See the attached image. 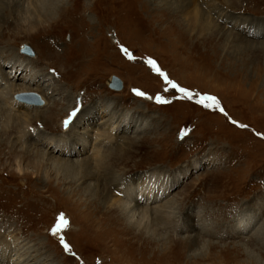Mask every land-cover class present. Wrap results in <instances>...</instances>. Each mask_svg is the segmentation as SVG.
Here are the masks:
<instances>
[{
    "label": "rangeland",
    "instance_id": "obj_1",
    "mask_svg": "<svg viewBox=\"0 0 264 264\" xmlns=\"http://www.w3.org/2000/svg\"><path fill=\"white\" fill-rule=\"evenodd\" d=\"M235 1L67 0L66 11L35 28L22 25L37 18L29 17L32 11L20 8L19 21L13 13L0 11L1 80H9L2 71L26 57L36 64L35 80H56L50 86L32 84L38 91L24 92L36 94L40 104L27 101L33 96L18 97L24 93L14 94V100L23 103L15 111L0 103V261L15 258L25 246L41 252L47 264H264V34L256 38L231 25L240 21L264 31V0ZM247 40L262 41L263 47L255 54ZM23 44L32 49V56L23 51ZM58 71L63 80L58 81ZM111 75L121 79L120 90L108 86ZM67 91L78 96L70 106L84 108L80 122L89 119L90 129L80 139L73 136L79 127L66 131L61 125ZM47 102L50 109L38 119L32 117L25 128L24 117L44 109ZM103 106L116 117L131 115L136 131H126L124 123L122 132L111 126L102 129L97 123ZM17 124L5 135L3 127ZM41 138L55 148L48 158ZM81 143L84 152L78 150ZM62 148L80 153L60 154ZM132 150L136 153L129 157ZM94 153L101 154L103 161L98 162L103 164H93L91 174L79 183L71 177L76 171L71 164L51 161L68 158L91 164ZM124 154L129 162H122ZM114 157L119 158L110 170L122 181L150 174L167 184L169 193L160 203L178 201L166 222L155 218L148 228L142 223L127 232L128 218L114 212L111 220L101 222L103 214L86 206L93 198L84 190L89 182L98 184V198L121 194L112 192L110 175L104 176V162L112 163ZM61 216L67 225L56 231ZM248 220L249 229L241 233L239 223ZM210 224L213 234H200L199 249L193 253L185 238L201 229L207 232ZM134 231H142L143 237L135 241ZM133 239L141 247L129 245ZM1 251L8 256L3 258Z\"/></svg>",
    "mask_w": 264,
    "mask_h": 264
},
{
    "label": "bare ground",
    "instance_id": "obj_2",
    "mask_svg": "<svg viewBox=\"0 0 264 264\" xmlns=\"http://www.w3.org/2000/svg\"><path fill=\"white\" fill-rule=\"evenodd\" d=\"M7 1H10V0H7ZM12 4H6L5 0H0V11H4V13L6 11H9L11 13H13L14 15H16V17H18V21H19V18H20V15H19V10L20 8L23 9V11H27L28 13L30 11L31 13V16H29L30 18L32 17V14L33 16L35 14L37 18H34L31 22H28V23H25V21L23 20L22 22V25L25 24L26 26L28 27H34L36 25H39V24H42L41 21H43V19L47 20V19H54V17L56 16H59L57 14L60 13V11H62L63 9L66 8L67 6V0H11ZM80 1V0H79ZM167 1V0H166ZM235 1V0H234ZM23 3L24 6L26 5V7L22 5H20V3ZM85 2H88V0ZM173 2V1H172ZM223 2V1H222ZM236 2V1H235ZM75 3V2H74ZM76 4V3H75ZM107 4V3H106ZM247 4V3H246ZM257 4V3H256ZM52 5V6H51ZM82 5V4H81ZM248 5V4H247ZM78 6V5H77ZM75 7V8H79V7ZM80 6V4H79ZM83 6V5H82ZM244 6V5H243ZM255 6V5H254ZM96 7V6H95ZM97 8H99L97 6ZM82 9V8H81ZM2 11V12H3ZM66 11V9H65ZM165 11V10H163ZM176 11H178L179 14H182L184 12V10L180 7L176 8ZM175 10H173V13L175 14V16H177V19L176 21H179L180 22V15L176 12ZM79 12V11H78ZM77 12V13H78ZM84 12V11H83ZM169 13V12H168ZM167 13V14H168ZM61 14V13H60ZM65 14V13H64ZM73 14V13H72ZM79 14V13H78ZM84 14V13H83ZM66 15V14H65ZM101 15V14H100ZM171 15V13H170ZM3 16V14H2ZM12 16V15H11ZM52 16V17H51ZM76 16V14H75ZM80 16V15H77V17ZM182 16V15H181ZM14 17V16H13ZM170 17V16H169ZM196 17V16H195ZM29 18V20H30ZM4 19V18H3ZM74 19V18H73ZM72 19V20H73ZM76 19V18H75ZM73 20L74 22L76 20ZM79 19V18H78ZM101 19V18H99ZM105 19V18H104ZM172 19V18H171ZM176 19V18H175ZM174 19V20H175ZM2 19H0L1 21ZM82 21V19H80ZM79 21V20H78ZM85 21V20H84ZM88 21V20H87ZM234 21V20H233ZM231 21V25L234 26V28L236 27H242V29H246L248 31V33H251L253 34L256 38L257 37H260L264 34V31H261V30H254L253 28H249L247 26V24H245L244 22H240V21H236V22H233ZM47 22V21H46ZM4 23V22H3ZM80 23V21H79ZM78 23V24H79ZM83 23V22H82ZM95 23V22H94ZM18 24V23H17ZM21 24V23H19ZM44 24V23H43ZM42 24V25H43ZM49 23H47L48 25ZM85 24V23H84ZM0 25H2V23L0 22ZM46 25V24H45ZM80 25V24H79ZM87 25V24H86ZM97 25V24H95ZM182 25V24H181ZM12 26V25H11ZM84 26V25H83ZM104 26V25H103ZM51 27V26H50ZM8 28V27H7ZM82 28V27H81ZM103 28V27H102ZM86 29V28H85ZM88 29V28H87ZM86 29V30H87ZM99 29V28H98ZM32 30V29H30ZM90 30V29H89ZM95 31V30H94ZM98 31V30H97ZM103 31V30H102ZM101 31V32H102ZM12 32V30H11ZM81 34V33H80ZM100 34V33H99ZM78 35V34H77ZM82 35V34H81ZM74 37V36H73ZM83 37V36H81ZM86 39V38H85ZM77 41V40H76ZM10 42V41H9ZM259 42V44H258ZM87 43V42H86ZM249 44V48L250 49H253L254 53L256 54L257 53V49H261V47H263V42L262 41H249L247 40L246 41V45ZM81 52V51H80ZM263 52V51H262ZM27 53V52H26ZM13 54V53H11ZM15 54V53H14ZM28 55H30L29 53H27ZM44 54V53H43ZM10 56V55H9ZM8 56V57H9ZM19 56V55H18ZM32 56V55H30ZM48 58V57H47ZM250 59H252L251 57H249ZM13 59V58H12ZM29 58L26 57V60H20V61H17L15 63H12L11 66L7 69H5L2 73L4 76L8 77L9 80L5 82H3L2 80L5 79L4 77H1L0 76V103H2V106L1 108H6L11 110V111H15L19 108H22L23 107V103L21 102H18L17 100H14V94H18V93H24V92H28V91H38L37 89H35L34 87H31L32 84H35L36 87H42V86H45V85H52L53 83L52 82H56V80H53L54 77L52 78H48L46 77V80L47 79H50V81H52L51 83L50 82H47L46 84H43V81L37 79V74L36 72H32L34 71V67L35 65H32V61H29L27 60ZM46 59V58H45ZM47 60V59H46ZM257 60V59H256ZM41 61V60H39ZM253 61V60H252ZM0 63H1V59H0ZM81 63V62H80ZM244 64V63H243ZM238 65V64H237ZM245 66V65H244ZM259 67V66H258ZM257 67V68H258ZM10 69V70H9ZM74 69V68H73ZM56 70V69H55ZM244 70V68H243ZM262 70V69H261ZM0 71H1V66H0ZM9 72V74H5ZM61 72H57V75L59 76L58 77V81L60 80H63L64 78L60 75ZM65 73V72H64ZM75 73V72H74ZM73 73V74H74ZM260 73L257 71V74ZM243 75V74H242ZM253 75V74H252ZM261 75L262 73L260 74V78H261ZM241 76V75H240ZM236 78V77H235ZM2 79V80H1ZM52 79V80H51ZM240 79V78H239ZM236 80V79H235ZM239 81V80H238ZM237 81V82H238ZM65 82V81H64ZM44 88V87H43ZM46 89V88H45ZM53 89L50 88V90L47 92V93H50ZM115 90V89H114ZM39 91H43L45 92L44 90H39ZM66 93V92H65ZM36 95V94H35ZM66 97H65V101L67 102L65 105H64V108L62 110H67L66 114L64 113V116H63V119L61 121V125L62 123L64 122H67L68 124V128L66 131L68 130H71L72 127L74 126L75 128L79 127V129H75L74 132H73V136L76 137L77 139H80L78 137H80L82 133H86V131L88 129H90L87 125V121H82L80 122L82 119H84L85 115L83 116L81 113L83 112V109L84 108H81L80 110H77V103L75 102L76 98L78 100V96L76 97H71L67 91V94H65ZM22 97V99H26L25 97H28V96H33L32 93H24V94H20L18 95V97ZM264 96V95H263ZM36 98L40 99L37 95L36 97H34L31 101L29 102H35V103H38L40 104L39 102H37V100H35ZM42 100V99H41ZM72 100H75L74 103L75 105L73 107H71V102ZM256 100V99H255ZM261 101V100H260ZM44 102V101H43ZM259 102V101H258ZM257 104V103H256ZM108 105V104H107ZM46 107L42 110H39L37 112H30L32 113L30 117H24V120L22 122V124L24 123L25 124V128H28L30 126V120L33 118H36L38 119L40 116L39 113L41 112H45L46 110L50 109L51 107V104L50 103H46L45 105ZM27 108V107H26ZM61 110V111H62ZM90 110H92V113L94 114L95 112L93 108H91ZM103 110V112H102ZM91 113V115H92ZM28 114V113H27ZM58 115V114H57ZM124 115V114H119L118 117H116V115H114V112H111L109 111V108L106 106L104 107L103 106V109H101L100 112H98V116H100V120L98 121V125H102V129L104 128H107V126H111V130L115 129L116 128V131H123L120 127L121 125H123L124 123V126L125 127V130L126 131H131V130H135L136 127L132 125L133 123V120L132 119H128L129 116L131 115H124L125 117H122L121 116ZM29 116V115H28ZM86 116H88L86 114ZM90 116V115H89ZM17 119L21 120L19 117H17ZM18 120V121H19ZM17 121V120H16ZM113 121V123H112ZM80 122V126L78 125ZM46 123L48 124L47 122V119H46ZM84 123V124H83ZM83 124V125H82ZM96 124V125H97ZM108 124V125H107ZM50 125V124H48ZM82 125V126H81ZM139 126V125H138ZM18 127V124L17 125H12L10 127H3L4 129L3 132L5 133V135H8L10 132H12V130L16 129ZM100 128V127H99ZM132 128V129H131ZM142 128V127H141ZM28 130V129H27ZM62 131H65L62 129ZM73 131V130H72ZM136 131V130H135ZM3 133V134H4ZM28 133H32L31 130L28 131ZM103 133V132H102ZM101 137V136H100ZM108 138V137H107ZM142 141H146V139L142 140ZM47 140L45 139H40V143H44V145L46 144V152L44 153L45 157L48 158V156L50 155V153L52 152H55V148L51 147L50 144L51 143H46ZM50 142V141H49ZM108 142V141H107ZM2 143V142H1ZM82 144V143H81ZM144 144V143H143ZM55 146V145H54ZM138 147V146H137ZM143 148V147H142ZM84 149H86L85 146H83L82 144V148L78 149L80 152H84ZM66 150V149H64ZM142 150V149H141ZM144 150V149H143ZM63 151V148L61 151H58L60 154L61 153H65L66 155H79L80 152L78 151H75V152H72V150L70 151H65V152H62ZM138 151V150H137ZM57 152V153H58ZM33 153V152H32ZM136 153V152H135ZM134 151H130L129 152V157L130 156H133L135 155ZM40 154H43V153H40ZM83 155V154H82ZM101 154H96L94 153V156H96L94 158V162H92L91 164H87L86 162H80V161H76L77 159H74V161H70L68 162V158H58V159H54L55 161H53L51 158V161L52 162H55V163H59L60 165H64L67 163L71 164L73 168L76 169V171L72 174V178L77 180V182H83L90 174H91V168L92 166L96 165V163L98 161H103L101 156ZM109 155V154H108ZM31 156V155H30ZM34 156V155H33ZM148 156V155H147ZM50 157V156H49ZM104 157V156H103ZM123 159H122V162L127 159L125 154L123 155ZM150 157V156H149ZM119 157H114L113 158V162L111 163L110 161L107 160L106 162H104V165H105V168L103 169L104 171H106V173L104 172V176L106 175V177H109L110 175V181H112L113 183H111V185H109V188L112 189V192H121V194H117V193H114V194H111V195H105V193L103 194H100L99 195V198L98 196H95L97 195L96 194V186L98 185L97 183H91L89 182L88 185L89 186H86L85 189L89 190V192H92L90 194L91 198L90 200H88V203L86 206H95L94 207V212L96 214L98 213H101L103 214V218L101 219H97L100 220L101 222H104L105 220H111V213H119V215H121L122 218H128L129 222H128V225L130 227H128L129 229H127V232H129L130 229H133L134 226L136 229H139V226H141V224L143 223V226L145 228H148V225L149 224H152V221L156 218L158 219H162L163 221L166 222V220L169 219L170 216H172V214L174 213V210H173V205L175 204V202L178 201L177 198H174L172 200H167L166 202H164L163 204H161V200L166 196L167 193H169V188L167 186V184H163L164 185V188H162L163 185H161L160 183H163V182H160L159 178L158 177H154L153 175H150V174H144V176H137L136 178L132 177V179L129 180V182H124L122 181L121 178H117L116 177V172L114 170H110V169H114L113 166L116 165L115 164V161L118 159ZM70 159H73V158H70ZM84 160L88 161V162H91L92 160L90 158H83ZM125 161H128L129 162V159L125 160ZM102 162H98V166L99 164H101ZM127 163V162H126ZM94 164V165H93ZM103 164V163H102ZM125 164V163H124ZM76 165V166H75ZM91 165V167H90ZM134 165V164H132ZM82 166H88L86 170H78V168L82 167ZM109 166V168L107 167ZM101 167V166H100ZM95 168V167H94ZM106 169H109L111 172H107ZM108 170V171H109ZM127 171V170H126ZM125 172V171H124ZM19 173L20 170H19ZM129 173V172H128ZM125 174V173H124ZM127 174V173H126ZM133 179H136V182L132 184V181ZM109 181V180H108ZM161 185V186H160ZM85 187V186H84ZM112 187V188H111ZM168 190L167 193H165L166 191ZM111 192V191H110ZM103 195V196H102ZM95 196V197H94ZM102 196V197H100ZM103 198V199H101ZM96 202V203H95ZM142 203V204H141ZM117 215V214H116ZM156 215H158V217H155ZM95 216V215H94ZM93 216V217H94ZM112 216H114L112 214ZM118 216V215H117ZM151 216H154V217H151ZM102 217V216H100ZM99 217V218H100ZM115 217V216H114ZM95 218V219H96ZM120 218V216H119ZM118 218V219H119ZM121 218V219H122ZM96 219V220H97ZM114 219V218H113ZM116 219V218H115ZM118 222V221H117ZM120 222V221H119ZM250 220H248L246 223L245 222H242L239 223L240 226H242V229H241V233H243V231H247L249 229V224H250ZM59 223V222H58ZM75 224V223H74ZM90 224V223H89ZM100 224V223H99ZM121 224V222H120ZM127 224V223H126ZM167 224V223H166ZM91 225V224H90ZM127 225V226H128ZM214 224H210V227L209 228H206L207 232H204L202 229L198 231L197 234H194V235H190L188 234L187 237L185 238V241L187 242L188 244V247L191 248L192 252L195 253V251L197 249H199V244H200V234L201 235H205V234H213L212 233V230H213V226ZM95 227V226H93ZM106 227V226H105ZM125 227V226H123ZM186 227V226H185ZM97 228V227H96ZM115 228V227H114ZM134 228V229H135ZM151 228V226L149 227ZM118 229V228H117ZM125 229V228H124ZM168 229L170 230H174L175 227H169ZM99 230V229H98ZM149 230V229H148ZM112 231V230H111ZM131 231V230H130ZM138 231V230H137ZM95 232V231H93ZM125 232V231H124ZM126 232V233H127ZM152 232V230H151ZM122 233V232H121ZM124 234V233H123ZM130 233H128L129 235ZM133 236L135 238V241H137L139 238L143 237V233L142 231L140 232H136L134 231L133 232ZM114 235V234H113ZM121 235V234H120ZM126 235V234H125ZM108 236V235H107ZM106 236V237H107ZM132 236V237H133ZM141 236V237H140ZM112 237V236H111ZM117 237V236H116ZM130 237V235H129ZM130 237V238H132ZM113 238V237H112ZM123 238V237H122ZM180 238V237H179ZM117 240V239H115ZM114 240V241H115ZM124 240V238H123ZM122 240V241H123ZM15 241V240H14ZM113 241V240H112ZM134 241L132 242H129L128 244L129 245H132V246H135L137 245V243ZM121 242V241H120ZM168 242V241H167ZM12 243V242H11ZM119 243V241L117 242ZM116 243V244H117ZM146 243V242H145ZM178 243V242H177ZM181 243V242H180ZM179 243V244H180ZM186 244V243H185ZM26 245V244H25ZM112 245V244H111ZM122 245V244H120ZM119 245V247H120ZM127 245V244H126ZM117 246V245H116ZM137 246H140L141 245H137ZM240 247H242V245H239ZM25 247V246H24ZM19 247V252H17V256L15 258H13V256L10 257H7L8 256V253H5L4 251H1V255L2 257H7V258H4L3 261H0L1 263L4 262V264H47L46 262V258L42 257L41 256V252L39 253H36L35 250H32L31 249L29 250L28 247ZM129 247V246H128ZM16 248V247H15ZM14 246H13V252L15 250ZM24 248V249H22ZM147 248V247H146ZM188 248V249H189ZM9 250V249H8ZM166 250V249H165ZM141 251V250H140ZM15 255V254H14ZM3 264V263H2Z\"/></svg>",
    "mask_w": 264,
    "mask_h": 264
},
{
    "label": "water",
    "instance_id": "obj_3",
    "mask_svg": "<svg viewBox=\"0 0 264 264\" xmlns=\"http://www.w3.org/2000/svg\"><path fill=\"white\" fill-rule=\"evenodd\" d=\"M22 49L23 51H26L27 53L29 54H32V49L26 45V44H23L22 45ZM108 86L112 89H115V90H120L122 88V81L119 77H117L116 75H111L110 78H109V81H108ZM33 97H36L35 94H32ZM32 100V97L31 99L28 100L27 98V101H31ZM35 100H37V102H40L41 100L36 98Z\"/></svg>",
    "mask_w": 264,
    "mask_h": 264
},
{
    "label": "snow or ice",
    "instance_id": "obj_4",
    "mask_svg": "<svg viewBox=\"0 0 264 264\" xmlns=\"http://www.w3.org/2000/svg\"><path fill=\"white\" fill-rule=\"evenodd\" d=\"M123 51H127L126 49H123ZM149 64L157 71V72H159V68H157L156 67V65H155V62L154 61H149ZM161 75H163L162 73H161ZM165 78V80H167V77L165 76L164 77ZM169 83H171V82H169ZM172 87H176V85L175 84H172L171 85ZM180 91L181 92H185V90L184 89H180ZM138 95H143V93H137ZM186 95H187V93H185ZM189 98H191L190 96H189ZM209 99H211L213 102H215V99L214 98H209ZM200 103H203L204 101H203V98L199 101ZM242 127H243V125H242ZM67 225V221L64 219V217L63 216H61L60 218H59V223L57 224V229H56V231H59V229L60 228H63V227H65ZM53 234H55V232L53 233ZM65 250L66 251H68L69 250V248H68V246L65 244Z\"/></svg>",
    "mask_w": 264,
    "mask_h": 264
}]
</instances>
